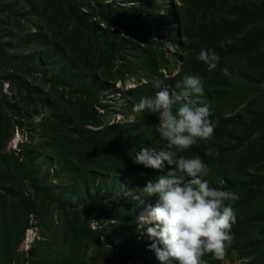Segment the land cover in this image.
I'll return each instance as SVG.
<instances>
[{
    "label": "trees",
    "instance_id": "trees-1",
    "mask_svg": "<svg viewBox=\"0 0 264 264\" xmlns=\"http://www.w3.org/2000/svg\"><path fill=\"white\" fill-rule=\"evenodd\" d=\"M168 1L175 19L173 22L169 18L173 27L164 24L168 17L160 14L159 0H134L130 7L115 0L107 9L103 0H34L32 14L18 10L17 5L7 8L0 0V32L9 12L10 16L15 13L17 24L22 18L31 22L29 17L34 15L44 22L29 36L41 53L36 60L37 71L51 65L58 69L48 97L58 106L41 123L46 135L41 145L53 159L59 160L62 169L63 165L71 166V174L83 182V186L67 191L68 198L61 205L67 253L55 255L46 246L48 242L36 239L31 264H114L108 259L109 250L115 252L111 249L114 241L103 242L104 235L109 233L107 228L100 224L102 230H98L92 225L94 217L108 212L100 195L104 192L108 200L118 184L127 182L128 189L145 200L143 206H154L157 197H146L141 189L148 180H155L168 170L167 166L160 171L134 162L141 146L160 149L167 142L154 127L159 123L156 114L134 113L132 108L141 97H151L159 91L153 87L154 78L173 88L185 73L202 77L201 99L211 105L210 119L216 128L210 140L198 141L184 152H177V157H200L210 168L204 177L210 187L238 194L239 199L233 204V242L226 253L239 250L242 257L251 258L246 264H264V0ZM174 14L180 16L181 33ZM177 39L179 46L174 54L177 62L182 60L180 71L165 77L159 72L161 68L168 69L169 64L164 43ZM25 44L28 43L22 42ZM8 47L0 34V58ZM201 49H213L220 56L214 68L209 69L198 59ZM144 74L147 83L124 91L132 101L129 108L125 107L135 114L134 122L113 123L112 105L99 98L115 89L119 80L124 84L127 77H145ZM237 99H249L247 116L227 115L229 104ZM119 112L128 116L124 108ZM16 127L7 119L0 98V199L20 208L25 230L34 210L39 212L35 215L42 224L49 191L42 183L36 184V174L19 162L20 155L6 152ZM209 149L218 150L219 155H206ZM26 171L34 198L25 195L23 182L16 184ZM92 188L97 193L91 192ZM138 203L140 200L136 199L121 203L118 208H123V212L113 214L122 223L116 224V228H121L120 238L126 245L117 255L120 264L138 258L149 262L145 247L151 243L146 241L140 247L136 244L140 234L135 209ZM90 247L95 250L87 257ZM153 258L161 264L155 252ZM203 258L208 264H222L211 254ZM13 261L15 258H11Z\"/></svg>",
    "mask_w": 264,
    "mask_h": 264
},
{
    "label": "rangeland",
    "instance_id": "rangeland-1",
    "mask_svg": "<svg viewBox=\"0 0 264 264\" xmlns=\"http://www.w3.org/2000/svg\"><path fill=\"white\" fill-rule=\"evenodd\" d=\"M7 8L11 5H17L18 10H22L23 13L32 14L31 6L35 4L34 0H1ZM115 0H103L105 8ZM123 5L128 7L134 5V0H118ZM122 1L126 2L123 3ZM178 1V0H175ZM161 5L160 14L165 16V23L169 27H173V23H169L171 16L173 22L175 19L172 17L173 11L168 0H159ZM117 7V6H116ZM8 12V11H7ZM4 17L1 26L2 42L8 43L10 47L5 49L3 57L0 58V98L3 103L4 110L6 112L7 119H11L13 124H17L8 139L6 152H15L17 156L20 155L19 162L26 165V168L31 169L32 174H36L35 181L37 185L42 186L49 191L46 197V210L42 213V224L39 223V219L35 213H39L36 210L30 215L29 227L25 230L24 219L22 212L19 207H11L7 199H0V264H31L29 259L35 256L32 253V248L36 239H40L43 242H48L46 246L54 252L55 255L66 254L68 245L64 241V213H62V207L64 201L67 200V191L72 192L75 188L83 186V182L80 178H76L71 174V166L63 165V169L59 166V160L53 159L49 154L50 151L42 149L41 143L45 140V131H43L42 122L47 117L53 114L54 108H57L58 104L48 101L49 94L52 93L53 85L55 83L56 74L58 72L57 67L53 66L43 67L41 70L36 69V60L41 56L39 48L35 45L33 37L29 35L38 31V25H44L42 19L38 15L30 16L31 22L27 19L22 18L21 23H16V17L13 16ZM169 15V16H168ZM175 15V14H174ZM176 16V15H175ZM177 18V17H176ZM168 20V21H167ZM124 31V30H123ZM169 38V34L166 35ZM184 40V38H183ZM22 42L28 44L22 45ZM30 43V44H29ZM143 46V45H142ZM165 55L168 59V69L161 68L159 70L165 77H173L179 73L180 65L179 61L175 57L174 53L178 51V39L173 42L164 43ZM155 50H158L156 47ZM9 64L11 67H8ZM171 73V74H170ZM145 76V74H144ZM131 78V79H130ZM142 79V80H141ZM148 82L146 76H133L127 77L124 84L119 80L115 89L106 91L99 100L102 102H110L112 105L111 109L114 111L113 123L120 124H132L134 122L135 114L128 111L125 106L132 103L130 97L124 91L128 89H134L140 84ZM122 82V83H120ZM120 83V84H119ZM126 83V84H125ZM76 90V88H75ZM45 101L47 104L45 105ZM249 99L243 102L237 99L231 102L228 106L227 115H248ZM124 108L128 112V116H125V112L119 113V109ZM98 110L103 112L102 108L97 107ZM111 111V110H110ZM35 130V131H34ZM34 136L31 138V135ZM21 151V152H20ZM28 156V157H27ZM30 171V170H29ZM95 172V171H94ZM91 173H93L91 171ZM104 177L106 175H103ZM28 172L23 173L19 180H16L17 185H24V193L26 196L34 198L32 194V187ZM114 176L110 177L112 181ZM99 181L97 185H99ZM112 184V183H111ZM117 185L115 192L109 193V199L106 200L105 193L102 192L100 195L104 206L107 209V213L98 214L92 220L94 229L102 230L101 225L107 228L108 235H104L103 242L106 244L110 240L114 241L113 247L115 252L109 250L108 259L113 260L114 264H120V259L117 256L119 252L126 248V245L122 244L120 235L121 228H116L120 222V219H114L115 212H123V208H118L119 204H126L132 199L140 200V203L135 209L138 211V215L141 213H147L149 210L148 205L145 204L135 194V191L128 189V183L122 182ZM119 186V187H118ZM107 188L110 187L107 186ZM97 193L95 188L92 191ZM106 192V191H105ZM264 198V197H262ZM264 202V201H263ZM39 205V204H38ZM3 206H6L5 208ZM65 207V206H64ZM143 207V208H142ZM137 218V217H136ZM102 222V223H101ZM101 224V225H100ZM115 224V225H114ZM139 236L137 237V246H143L144 242L152 243L146 234H141L142 230L139 227L137 220ZM130 245H127V247ZM146 248V257L149 262L141 261L140 258L137 260H130L129 263L125 264H157L154 261V251ZM95 248L90 247L87 257L93 255ZM11 258H15V261L11 263ZM250 257H242L241 252H233L231 254L226 253L222 264H246L249 262Z\"/></svg>",
    "mask_w": 264,
    "mask_h": 264
},
{
    "label": "clouds",
    "instance_id": "clouds-1",
    "mask_svg": "<svg viewBox=\"0 0 264 264\" xmlns=\"http://www.w3.org/2000/svg\"><path fill=\"white\" fill-rule=\"evenodd\" d=\"M198 59L211 69L220 56L213 49H201ZM152 83L159 91L141 97L132 111L156 114L159 123L154 127L167 144L160 149L141 146L134 162L160 171L167 166L168 170L141 189L146 197H157L146 214L137 216L141 234L152 241L147 247L161 264H208L203 258L206 254L223 260L233 242V204L239 196L210 187L204 179L210 168L200 157H177V152L208 141L214 134L211 105L201 99L203 79L185 73L173 88L163 86L158 78ZM206 155L218 156L219 151L209 149Z\"/></svg>",
    "mask_w": 264,
    "mask_h": 264
},
{
    "label": "water",
    "instance_id": "water-1",
    "mask_svg": "<svg viewBox=\"0 0 264 264\" xmlns=\"http://www.w3.org/2000/svg\"><path fill=\"white\" fill-rule=\"evenodd\" d=\"M176 17H177V19H178V27H179V32L181 33V19H180V16L178 15V14H176ZM181 48H180V52L182 53V51H183V40H181ZM182 63V60H181V58H180V61H179V65Z\"/></svg>",
    "mask_w": 264,
    "mask_h": 264
},
{
    "label": "built area",
    "instance_id": "built-area-1",
    "mask_svg": "<svg viewBox=\"0 0 264 264\" xmlns=\"http://www.w3.org/2000/svg\"><path fill=\"white\" fill-rule=\"evenodd\" d=\"M120 83H122V82H120ZM120 83H119V84H120ZM119 113H121V112H119ZM121 114H122V113H121ZM113 119H114V118H113Z\"/></svg>",
    "mask_w": 264,
    "mask_h": 264
},
{
    "label": "bare ground",
    "instance_id": "bare-ground-1",
    "mask_svg": "<svg viewBox=\"0 0 264 264\" xmlns=\"http://www.w3.org/2000/svg\"><path fill=\"white\" fill-rule=\"evenodd\" d=\"M148 207H150V206L148 205Z\"/></svg>",
    "mask_w": 264,
    "mask_h": 264
}]
</instances>
